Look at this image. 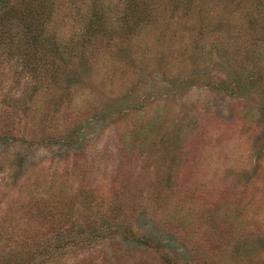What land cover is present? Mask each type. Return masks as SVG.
<instances>
[{
  "label": "rangeland",
  "instance_id": "374dc122",
  "mask_svg": "<svg viewBox=\"0 0 264 264\" xmlns=\"http://www.w3.org/2000/svg\"><path fill=\"white\" fill-rule=\"evenodd\" d=\"M104 1L0 20V264H264V0Z\"/></svg>",
  "mask_w": 264,
  "mask_h": 264
},
{
  "label": "trees",
  "instance_id": "16d2710c",
  "mask_svg": "<svg viewBox=\"0 0 264 264\" xmlns=\"http://www.w3.org/2000/svg\"><path fill=\"white\" fill-rule=\"evenodd\" d=\"M103 1L104 0H93V3H98V13L96 12L90 21L91 25L88 28V31L92 30V33L95 32L98 25L104 20L103 13L101 12ZM53 4V0H0V20L12 19L14 16L23 17V22L27 26V40L33 45L35 51H37L39 49L41 38L44 35V28L46 27L45 24L47 22L46 16L50 15L48 11L50 10L51 12ZM35 21H39V23L36 26H33ZM111 228L114 229L115 233L110 232L115 234V236H117L121 230L117 225L106 227L105 230H110ZM129 239L138 243H147L145 239L138 237L134 233L130 235ZM148 244H150L149 241Z\"/></svg>",
  "mask_w": 264,
  "mask_h": 264
}]
</instances>
